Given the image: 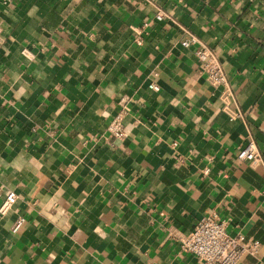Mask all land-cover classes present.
Segmentation results:
<instances>
[{"label":"crops","instance_id":"obj_1","mask_svg":"<svg viewBox=\"0 0 264 264\" xmlns=\"http://www.w3.org/2000/svg\"><path fill=\"white\" fill-rule=\"evenodd\" d=\"M251 140L256 164L238 158ZM9 194L0 264H204L170 231L210 213L259 240L240 264H264V0H0V207Z\"/></svg>","mask_w":264,"mask_h":264},{"label":"built area","instance_id":"obj_2","mask_svg":"<svg viewBox=\"0 0 264 264\" xmlns=\"http://www.w3.org/2000/svg\"><path fill=\"white\" fill-rule=\"evenodd\" d=\"M10 1V0H8ZM165 13L157 12L156 18L162 20ZM147 23L144 24L145 27ZM137 38H139L140 31ZM184 40L182 44L186 47H195V56L199 63L200 70L206 75L207 80L216 87L224 88L225 107L229 110L228 99L233 96V92L228 84L227 75L218 59L216 51L202 42L194 34ZM149 87L158 91L160 86L157 82H150ZM131 111V97L123 98L120 101V108L108 126L109 132L116 139H123L126 136L125 119ZM240 113H233V117H240ZM240 160L249 161L256 164L262 161L261 153L254 140H251L244 148L238 152ZM15 201V196L9 194L0 207V212L4 213ZM170 236L181 246V249L197 256L204 264H240L247 256H255L260 248L258 239L246 237L243 233L231 234L228 231V222L216 213L202 216L193 229L182 232L171 230Z\"/></svg>","mask_w":264,"mask_h":264}]
</instances>
